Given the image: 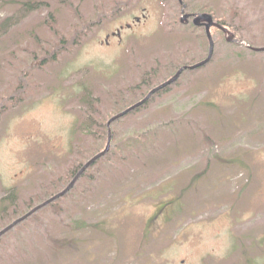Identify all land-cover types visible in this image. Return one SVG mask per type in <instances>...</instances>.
<instances>
[{"label": "rangeland", "instance_id": "obj_1", "mask_svg": "<svg viewBox=\"0 0 264 264\" xmlns=\"http://www.w3.org/2000/svg\"><path fill=\"white\" fill-rule=\"evenodd\" d=\"M183 3L239 42L212 28L211 61L113 121L72 189L0 236V264H264V52L248 47L264 0ZM181 16L178 0H0V230L208 55Z\"/></svg>", "mask_w": 264, "mask_h": 264}, {"label": "water", "instance_id": "obj_2", "mask_svg": "<svg viewBox=\"0 0 264 264\" xmlns=\"http://www.w3.org/2000/svg\"><path fill=\"white\" fill-rule=\"evenodd\" d=\"M187 17H188L187 14H182V16L180 18V22L183 23ZM137 20H139V18H137ZM193 23L196 26H199L202 23L205 25L206 36H207V38L209 40V51H208L207 57L204 58L202 61L193 64L192 66H182V67H180L170 78H168L167 80L163 81L159 85H157L154 88H152L143 99H141L137 103L129 106L128 108H126L122 112L112 116L106 123L107 128H108V136H107V143H106L105 148L103 150H101L100 152H98L97 154L93 155L86 163H84L83 166L80 168V170H78V172L75 174V176L70 180V182L67 184V186L63 190H61L60 192H58L54 196L50 197L49 199L45 200L41 204L35 206L29 212H27L23 216L17 218L12 223L7 225L5 228L0 230V236L3 235L4 233H6L11 228H13L18 223H20L23 220H25L26 218H28L30 215H32L34 212H36L40 208L48 205L49 203H51L55 199L64 196L68 191H70L72 189V187L75 185V183L78 181V179L84 173V171L89 166H91L96 160H98L99 158L104 156L109 151L110 145H111V129H110V127H111V124H112L113 121L117 120L118 118L126 115L128 112L132 111L133 109H135V108L139 107L140 105L144 104L156 92H158V91L170 86L171 84L175 83L185 69H187V68L195 69V68L201 67V66L205 65L206 63H208L209 60L211 59V57L213 55V51H214V40H213V37H212V34H211V27L212 26H216V27L220 28L227 35V39L229 41L234 39V34L227 27L216 23L213 20L212 15H210L209 13H199L198 15H196L194 17ZM127 26H130V25L128 24ZM253 49L256 50V51H264V47H257V48H253Z\"/></svg>", "mask_w": 264, "mask_h": 264}, {"label": "flooded vegetation", "instance_id": "obj_3", "mask_svg": "<svg viewBox=\"0 0 264 264\" xmlns=\"http://www.w3.org/2000/svg\"><path fill=\"white\" fill-rule=\"evenodd\" d=\"M178 3H179V5L181 6V13L182 14H187L188 15V17L185 19V21L182 23L183 25H188V24H190V25H192L193 27H197V28H203L204 29V31H205V25L202 23L201 25H199V26H196V25H194V23H193V19H194V17L196 16V15H198L199 13H209L210 15H212V17H213V20L216 22V23H218V24H221V25H223V26H225V27H227L228 29H229V27L224 23V22H222V21H220L219 19H216L215 17H214V15H213V13L212 12H210V11H208V10H205V9H203V10H196V11H188V10H186V5L183 3V0H178ZM191 22V23H190ZM123 28V26H121L120 28H118L117 29V31L116 32H113V36H120V31H121V29ZM212 28H216L217 30H219L220 32H222L223 34H224V37H225V39L227 40V41H229L228 39H227V35L220 29V28H218V27H216V26H212L211 27V29ZM230 30V29H229ZM231 31V30H230ZM232 32V31H231ZM206 33V32H205ZM233 34H234V32H232ZM213 37V36H212ZM108 39H109V35H107L106 36V39H105V42L106 43H108L109 41H108ZM208 39V38H207ZM213 40H214V38H213ZM239 42V40L236 38V36H235V34H234V39L233 40H231V41H229V42ZM208 46H209V40H208ZM214 47H215V40H214ZM248 47H249V49L250 50H253V51H256V50H254L253 48H257L258 46H251V45H248ZM260 47H264V46H260ZM208 51H209V48H208ZM256 52H259V51H256ZM264 52V51H263ZM207 57V56H206ZM205 57V58H206ZM213 58V55H212V57H211V59ZM211 59L209 60V62L211 61ZM203 60V59H202ZM202 60H200V61H202ZM200 61H197V62H200ZM197 62H195V63H197ZM208 62V63H209ZM190 65H192V64H185V65H182V66H190ZM181 67V66H180ZM179 67V68H180ZM188 69V68H187ZM184 72V71H183ZM159 85V84H158ZM155 87V86H154ZM151 90V89H150ZM149 90V91H150ZM163 90V89H162ZM148 91V92H149ZM161 91V90H160ZM148 92H147V94H148ZM146 94V95H147ZM145 95V96H146ZM144 96V97H145ZM153 96V95H152ZM151 96V97H152ZM143 97V98H144ZM150 97V98H151ZM143 98H141V99H143ZM140 99V100H141ZM139 100V101H140ZM137 103V102H136ZM135 104V103H134ZM133 105V104H132ZM134 110V109H133ZM120 113V112H119ZM129 113V112H128ZM106 127H107V125H106ZM108 130V129H107ZM91 158V157H90ZM89 158V159H90ZM88 159V160H89ZM87 160V161H88ZM86 161V162H87ZM85 162V163H86ZM84 164V163H83ZM83 164H81L73 173H74V176H75V174L78 172V170H80V168L83 166ZM92 166V165H91ZM90 167V166H89ZM89 167L84 171V173L81 175V177L86 173V171L89 169ZM73 176V177H74Z\"/></svg>", "mask_w": 264, "mask_h": 264}, {"label": "trees", "instance_id": "obj_4", "mask_svg": "<svg viewBox=\"0 0 264 264\" xmlns=\"http://www.w3.org/2000/svg\"><path fill=\"white\" fill-rule=\"evenodd\" d=\"M166 80H167V79H166ZM158 92H159V91H158ZM132 104H134V103H132ZM132 104H130L129 106H131ZM129 106H128V107H129ZM128 107H126V108H128ZM126 108H125V109H126ZM125 109H124V110H125ZM132 111H133V110H132ZM96 154H97V152H96ZM94 155H95V154H94ZM102 157H103V156H102ZM102 157H101V158H102ZM79 166H80V164H79V165H77V167H76V168H78ZM73 174H74V173H72V175H73ZM72 175H71V176H72ZM73 176H74V175H73ZM58 192H60V191H58ZM58 192H56V193L52 194V196H54V195H55V194H57ZM67 193H68V192H67ZM52 196H50V197H52ZM50 197H49V198H50ZM49 198H47V199H49ZM59 198H60V197H59ZM59 198H57V199H59ZM47 199H46V200H47ZM57 199H55L54 201H52V202H51V203H49L48 205H50V204H54V203H55V201H57ZM46 206H47V205H46Z\"/></svg>", "mask_w": 264, "mask_h": 264}]
</instances>
